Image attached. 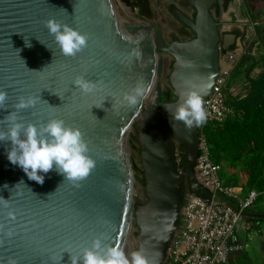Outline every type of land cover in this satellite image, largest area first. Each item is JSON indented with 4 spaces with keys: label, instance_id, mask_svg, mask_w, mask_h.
Returning a JSON list of instances; mask_svg holds the SVG:
<instances>
[{
    "label": "water",
    "instance_id": "obj_1",
    "mask_svg": "<svg viewBox=\"0 0 264 264\" xmlns=\"http://www.w3.org/2000/svg\"><path fill=\"white\" fill-rule=\"evenodd\" d=\"M215 1L187 0L196 9L194 19L173 5L172 14L195 37L167 43L153 22L125 14L124 6L132 12L139 6L149 15L148 0H0V90L7 93L0 120L15 110L19 96L40 97L34 107L21 110L24 121L59 118L78 127L96 161L77 183L52 170L41 185L7 159L11 142H0V264H71V256L82 255L97 236L126 251L134 218L135 250H143L152 264H164L181 222L187 183L208 205L230 207L248 220L264 219V212L240 210L197 181L200 129L189 130L169 114L190 86L202 92L205 107L220 76V51L234 43L235 36H222L211 12ZM49 18L86 34L88 46L64 56L45 26ZM161 52L174 58L169 83L175 99L164 98ZM77 76L94 82L95 91L83 94L72 83ZM138 82L149 90L128 107L123 95ZM131 137L140 147L142 178L130 157ZM176 141L187 155L183 170ZM136 179L144 186V203L134 201ZM4 200L14 217L7 215Z\"/></svg>",
    "mask_w": 264,
    "mask_h": 264
},
{
    "label": "clouds",
    "instance_id": "obj_2",
    "mask_svg": "<svg viewBox=\"0 0 264 264\" xmlns=\"http://www.w3.org/2000/svg\"><path fill=\"white\" fill-rule=\"evenodd\" d=\"M49 33L64 56L74 57L88 46L89 37L78 29L55 18L45 22ZM26 46H31L25 40ZM73 85L83 94L95 91L96 84L83 76H77ZM149 88L143 82H138L129 92L124 93L123 102L128 107H135L145 97ZM178 102L175 111L170 112L172 120L182 122L191 130L202 127L208 119L202 99V92L195 86H190ZM40 97L21 95L17 99L14 111L0 120V142H11L7 148V159L11 164L20 167L30 180L44 183L45 175L52 170L73 183L85 179L96 166V161L88 154L90 149L84 134L78 127H72L63 119L50 118L39 124L25 122L20 115L21 110L34 107ZM6 91L0 90V108H5ZM166 111H168L165 106ZM43 173V174H42ZM50 195V194H49ZM8 209L7 215L14 217V211L7 200L3 201ZM0 225V229H2ZM71 264H152L143 250H133L126 253L119 244H106L100 236L95 237L90 247L83 249L82 255L71 256Z\"/></svg>",
    "mask_w": 264,
    "mask_h": 264
},
{
    "label": "built area",
    "instance_id": "obj_3",
    "mask_svg": "<svg viewBox=\"0 0 264 264\" xmlns=\"http://www.w3.org/2000/svg\"><path fill=\"white\" fill-rule=\"evenodd\" d=\"M133 19L142 21L138 6L133 11ZM251 29L253 27L249 28ZM162 35L166 41L168 38L164 31ZM259 45L260 41L252 30L242 44L221 49L220 76L213 93L205 103L208 119L202 127H199V155L194 167L197 181L201 185L214 195L231 200L243 211L253 209L259 193L252 189L243 194L240 186L228 183L222 177L223 166L212 159L205 129L209 125L224 124L232 115L233 111L228 106L227 100L229 96L239 95L242 84L239 86L229 84L231 72L244 56H257ZM162 54L169 57L168 70L171 73L174 58L169 53L161 52L160 55ZM259 72L255 67L252 74ZM249 222L240 212L230 207L206 204L187 183L181 209V222L164 264H227L231 252L242 248L240 244H234L232 239L241 229L247 230L250 227Z\"/></svg>",
    "mask_w": 264,
    "mask_h": 264
},
{
    "label": "rangeland",
    "instance_id": "obj_4",
    "mask_svg": "<svg viewBox=\"0 0 264 264\" xmlns=\"http://www.w3.org/2000/svg\"><path fill=\"white\" fill-rule=\"evenodd\" d=\"M158 2L159 8H164L163 6L166 5L165 0H158ZM263 4H261L259 8H263ZM262 15L264 16V13L257 11V13L255 15H252V17L249 19L257 20ZM252 27L253 29H251L250 32H252L253 30V32L256 34L257 38L260 41V49L258 51V54H260V52L261 54H263V56L259 59V65L256 66V68L260 71L259 73H255L258 78L262 74H264V23L260 26ZM257 27H260V30H257ZM161 57L163 60V68L160 76V82L164 89V92L166 93L168 90H170V93L172 95L173 89L169 83V57L165 54H162ZM240 82H242V85L240 84L242 90L239 95H247L250 91L249 83L246 81V79H243ZM262 102L264 104V97L262 98ZM242 115L243 111H239L237 119L242 121ZM254 117L255 115L253 114V116L248 122V132L254 133L255 137L258 138L259 147L253 149L254 142L252 141L251 144L248 145V148L244 149V151H242L241 154L238 155L237 150L231 146L228 152L224 151L221 153L220 162L223 166L224 179L230 182L232 181L236 185L240 186L242 188L243 194H246L247 191L252 190L253 188L257 189L259 196L252 210H264V109L259 115V117L263 119V122H261L259 118H255L257 120V128L255 132L250 129L251 120ZM129 146L130 157L132 159L133 166L135 165L138 168H142V163L139 154L140 147L133 137L130 138ZM180 148L181 143L176 141V153L179 166L181 162ZM180 169L183 170V168L181 167ZM137 176L140 178L143 177V175L140 173H137ZM134 201L135 203H144L147 201V196L144 193V186L139 179L135 180ZM249 223L250 227L247 230L241 229L238 232L239 235L237 239L239 240V244L242 246V248L239 249L238 252H243L245 255L250 257L249 264H264V221H261L259 223L250 221ZM132 229L133 230L131 234L136 238L139 229L137 227L135 218L133 219ZM135 248H137V246Z\"/></svg>",
    "mask_w": 264,
    "mask_h": 264
},
{
    "label": "trees",
    "instance_id": "obj_5",
    "mask_svg": "<svg viewBox=\"0 0 264 264\" xmlns=\"http://www.w3.org/2000/svg\"><path fill=\"white\" fill-rule=\"evenodd\" d=\"M257 30H260V27H257ZM263 56V54H258L257 56L246 55L244 56L240 62L234 67L231 72L229 84L233 85L237 82L246 79L249 83L250 91L247 95H237V96H229L227 103L228 106L232 109L233 113L228 118V120L222 125L212 126L209 125L206 127L205 132L208 138V142L211 148L212 159L221 164V153L228 152L230 147H234L238 155L241 154L244 149L248 148V145L251 142H254L253 149L259 147V140L255 137L254 133L248 132L249 128V120L255 115V117L251 120L250 129L255 132L257 128V120L256 117L263 122V119L259 117L264 109V104L262 102V98L264 97V74L257 78V75H253L254 68L259 65V59ZM170 93V90L166 92V95ZM239 111H243V119L240 121L237 119V115ZM133 141V139H132ZM181 162L180 167L185 168L187 162V155L182 149L181 145ZM222 165V164H221ZM134 170L137 173L143 175L144 171L142 168H138L134 165ZM222 177H224V173L222 171ZM228 183L236 185L234 182H230L226 180ZM257 190L256 188H253ZM255 212H264L262 209L252 210ZM259 223L264 221V219L257 220H249Z\"/></svg>",
    "mask_w": 264,
    "mask_h": 264
},
{
    "label": "flooded vegetation",
    "instance_id": "obj_6",
    "mask_svg": "<svg viewBox=\"0 0 264 264\" xmlns=\"http://www.w3.org/2000/svg\"><path fill=\"white\" fill-rule=\"evenodd\" d=\"M150 3L151 12L149 15L142 14L139 7L140 17L147 18L153 22L168 38L167 43L172 42L174 39L180 38L182 40H188L195 37V32L185 26L179 19H177L171 12V7L177 5L182 8L191 18H195L196 9L191 7L187 0H165L166 5L164 8L158 7V0H148ZM264 0H216L212 7L211 12L219 23V28L222 36H235L234 43L229 47L239 43L242 44L244 38L249 34V28L254 26H260L263 23H255L264 19L262 15L257 20L249 19L252 15L258 12L264 13ZM263 4V8H259ZM243 15V19H240L239 12ZM246 23H252L247 25ZM255 23V24H254ZM172 99H175V95L169 93ZM168 95V94H167ZM164 92V98L167 96Z\"/></svg>",
    "mask_w": 264,
    "mask_h": 264
},
{
    "label": "crops",
    "instance_id": "obj_7",
    "mask_svg": "<svg viewBox=\"0 0 264 264\" xmlns=\"http://www.w3.org/2000/svg\"><path fill=\"white\" fill-rule=\"evenodd\" d=\"M240 90H242V88ZM238 235L239 234L237 233L235 237L232 239V242L234 244H239V240L237 239ZM236 251L231 252L229 256V261L227 264H249L250 257L245 255L243 252H238L239 250H236Z\"/></svg>",
    "mask_w": 264,
    "mask_h": 264
},
{
    "label": "bare ground",
    "instance_id": "obj_8",
    "mask_svg": "<svg viewBox=\"0 0 264 264\" xmlns=\"http://www.w3.org/2000/svg\"><path fill=\"white\" fill-rule=\"evenodd\" d=\"M124 11L125 14L128 18L133 19V12L129 7L124 6ZM132 228L130 229V235H129V240H128V249H126V253H129L133 250H135V247L137 246V240L136 238L131 234L132 233Z\"/></svg>",
    "mask_w": 264,
    "mask_h": 264
}]
</instances>
